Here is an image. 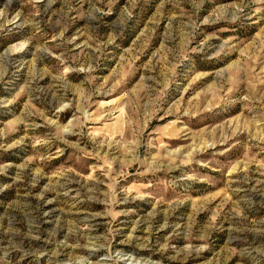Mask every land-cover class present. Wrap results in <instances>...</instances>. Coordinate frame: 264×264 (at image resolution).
I'll list each match as a JSON object with an SVG mask.
<instances>
[{
  "label": "rangeland",
  "instance_id": "1",
  "mask_svg": "<svg viewBox=\"0 0 264 264\" xmlns=\"http://www.w3.org/2000/svg\"><path fill=\"white\" fill-rule=\"evenodd\" d=\"M0 264H264V0H0Z\"/></svg>",
  "mask_w": 264,
  "mask_h": 264
}]
</instances>
